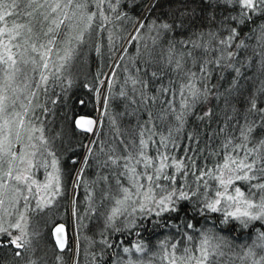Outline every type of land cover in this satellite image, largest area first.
Returning <instances> with one entry per match:
<instances>
[{"label": "trees", "instance_id": "trees-1", "mask_svg": "<svg viewBox=\"0 0 264 264\" xmlns=\"http://www.w3.org/2000/svg\"><path fill=\"white\" fill-rule=\"evenodd\" d=\"M5 93L61 184L0 264H70L71 210L77 264H264V0H0Z\"/></svg>", "mask_w": 264, "mask_h": 264}, {"label": "rangeland", "instance_id": "rangeland-1", "mask_svg": "<svg viewBox=\"0 0 264 264\" xmlns=\"http://www.w3.org/2000/svg\"><path fill=\"white\" fill-rule=\"evenodd\" d=\"M118 57L115 59L113 65H115ZM106 87L107 81H105L103 86L104 90L102 89L99 97V111L102 108ZM7 94L5 93L0 97V241L5 240L4 242L13 248L14 244L18 247L21 246L23 241L32 235L29 226L30 222L32 225L33 223L31 220L29 221L27 216L29 206L32 211H35L39 205L40 208L41 206L45 208L57 196L61 183L59 174L56 171L53 172V170L47 172L45 176L33 174L34 170H36V162L33 154L37 150L39 141H37V138H30L31 133H28V137H24L22 135V124L19 126L13 125L18 120V115L16 116L17 119H15V117L12 116V118L5 114L7 113V109L4 105L10 101ZM19 113L21 114L22 112L19 110ZM23 113L26 115L27 112L24 110ZM98 125L99 119L93 128V135L97 131ZM85 128H87V125ZM89 144L91 143L89 142ZM78 172L74 176L72 188L76 187L79 177ZM235 174L236 171H233V168H224L222 171V180L220 181L222 191L219 193V197L222 200L224 199L226 205L232 207L235 212L248 214L252 202L245 201L241 191L237 188L232 190L231 183L235 179ZM158 206L156 210L160 208ZM66 231L68 232V237L70 236L67 244L70 242L72 246L70 264H77L79 251L77 246L76 223L72 210L70 227ZM57 257L52 258L54 259V264H61L60 257Z\"/></svg>", "mask_w": 264, "mask_h": 264}, {"label": "water", "instance_id": "water-1", "mask_svg": "<svg viewBox=\"0 0 264 264\" xmlns=\"http://www.w3.org/2000/svg\"><path fill=\"white\" fill-rule=\"evenodd\" d=\"M79 124L82 128L86 129L85 122L81 121ZM54 240L58 248L63 249L66 246L68 241V235H67L66 227L64 225H59L56 228L54 233Z\"/></svg>", "mask_w": 264, "mask_h": 264}, {"label": "bare ground", "instance_id": "bare-ground-1", "mask_svg": "<svg viewBox=\"0 0 264 264\" xmlns=\"http://www.w3.org/2000/svg\"><path fill=\"white\" fill-rule=\"evenodd\" d=\"M90 143H91V141H90ZM89 147H90V144H88V146H87V151H88ZM78 173H79V172H78Z\"/></svg>", "mask_w": 264, "mask_h": 264}]
</instances>
